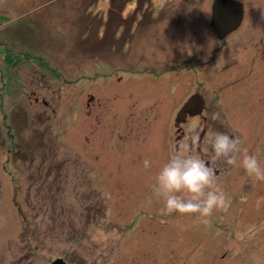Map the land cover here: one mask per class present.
I'll use <instances>...</instances> for the list:
<instances>
[{
    "label": "rangeland",
    "instance_id": "obj_1",
    "mask_svg": "<svg viewBox=\"0 0 264 264\" xmlns=\"http://www.w3.org/2000/svg\"><path fill=\"white\" fill-rule=\"evenodd\" d=\"M237 1L243 27L221 43L213 0H0V264H264V179L242 152L232 165L211 150L228 132L264 165V0ZM155 38L169 55L190 47L201 83L190 68L180 94L176 71L165 88L142 80L153 93L125 88L130 53ZM196 88L220 118L199 152L181 137L199 118L175 122ZM176 145L218 171L226 200L206 219L152 195Z\"/></svg>",
    "mask_w": 264,
    "mask_h": 264
},
{
    "label": "clouds",
    "instance_id": "obj_2",
    "mask_svg": "<svg viewBox=\"0 0 264 264\" xmlns=\"http://www.w3.org/2000/svg\"><path fill=\"white\" fill-rule=\"evenodd\" d=\"M211 149L216 158L224 157L232 165L242 152L240 164L245 171L256 179H264V165L255 152L240 147L239 137L217 131L211 137ZM151 189L153 197L162 201L161 211L197 214L205 219L226 200L213 169L194 151L171 152L156 173Z\"/></svg>",
    "mask_w": 264,
    "mask_h": 264
},
{
    "label": "flooded vegetation",
    "instance_id": "obj_3",
    "mask_svg": "<svg viewBox=\"0 0 264 264\" xmlns=\"http://www.w3.org/2000/svg\"><path fill=\"white\" fill-rule=\"evenodd\" d=\"M214 2V0H213ZM213 2L212 4L210 5V15H211V18H210V28L213 32V34L216 36L217 40L220 41L221 43H224L225 40L230 37L231 35H233L234 33L238 32L240 29H242L243 27V23H244V18H245V15H246V6L245 4H243V19H242V22L240 24V26L238 28H236L235 30H233L232 32H230L229 34H227L225 37L223 38H220L216 35L215 33V30L212 26V18H213ZM147 8V7H146ZM151 9H153V7H151ZM131 12V11H130ZM150 12V11H149ZM170 14L173 13L172 10L169 11ZM177 13L180 14V12L177 11ZM167 17V16H166ZM164 17V19L166 18ZM154 19V18H153ZM177 19H184L182 18V15L180 14ZM133 33V30L131 31ZM153 37L157 36V34H160L162 35V32H153ZM209 41H211V38L209 39ZM155 42L153 41V45L156 44V47H158L159 45V49L158 51L156 50L157 48L156 47H153L154 49H152V54H148V53H142L143 54V57L138 56L136 52H132L130 53V56L128 58V61L126 64V68H128V71L130 72V78H129V81H128V86L126 85L125 88L129 87L132 91L135 90L136 88H139V90H141V92L143 91H150V92H146V93H153L152 92V87H153V84L149 85L147 83H144L142 80H145L147 81L146 78H148V76H152L154 77L155 80V83L157 84L158 86V83H163L162 84V87H166V81H167V78H168V75L169 73H173L174 71H176V73L174 74L173 78H177V82L175 86V90L172 89V92H177V93H183V90L185 89L184 88V85H182V77L179 76L181 74L182 71H189L188 69H192L193 73L192 75H194V77L196 78V84L198 83H201L199 81V75L200 74H203V67L201 64H199V62H196L194 61V63H191L190 65L191 66H187V64H185V62L187 61H190V59L194 60L197 58V54H192V52L190 50V47H187V50H186V54L185 56L183 57H177L175 55H169L166 53V46L168 45L167 43H165V40H162V42H160V39L159 38H155ZM146 43V42H145ZM146 47V45H145ZM145 47H144V50H145ZM154 50V51H153ZM161 51V53H160ZM203 51V50H201ZM179 52V51H178ZM190 53V54H188ZM203 52H201L202 54ZM167 56H170L169 58ZM181 62V65L179 66V71H177V69L173 68L175 65L178 66V63ZM183 65V66H182ZM117 69V68H116ZM127 70V69H126ZM138 80H140V82H136ZM159 82H158V81ZM132 83V84H131ZM135 83V85H134ZM123 88V90L125 89ZM197 89V88H196ZM199 93H202L199 91V88L197 90L194 91V94H191L189 95V97H187L186 101L185 102H182L179 107H180V110L179 112L177 113L176 115V118H175V122L176 124H180V123H183V122H188L189 120H192V119H197L199 118V121L202 125H204L202 127V130L201 132L198 134V132H195V133H182L181 134V137L183 139H186L185 137L189 136L188 138H190V140L192 141V143H194L195 145V149L197 150V152H199L200 149H202L203 146H205V138H206V135L207 133L209 132L210 130V127L209 125H211L212 123H215V119H220V118H214L212 116V112H211V109L215 107V105H213L214 103L213 102H208L206 101V99L204 98L203 95L199 94ZM194 97H198V102L194 103V105L192 106L191 108V111H187L182 117L181 119L178 121V117H179V114L181 113L183 107ZM144 98H142V100L140 102H138L140 105L139 107L140 108H146V107H151L152 104L148 103L149 105H147V100H143ZM201 101V102H200ZM123 104H127L128 101L127 100H124L122 101ZM146 104V105H144ZM154 104V103H153ZM129 105V104H128ZM208 112V113H207ZM207 113V115L205 114ZM193 135H196V137L194 138ZM198 136V137H197ZM182 139V140H183ZM176 149L178 150V145H176ZM212 150V149H211ZM204 157L203 155L201 156V158ZM206 157V155H205ZM205 163L208 165V166H211V162L208 160V159H205L204 160ZM214 172H218L215 168L213 169Z\"/></svg>",
    "mask_w": 264,
    "mask_h": 264
},
{
    "label": "water",
    "instance_id": "obj_4",
    "mask_svg": "<svg viewBox=\"0 0 264 264\" xmlns=\"http://www.w3.org/2000/svg\"><path fill=\"white\" fill-rule=\"evenodd\" d=\"M243 19V4L237 0H214L212 26L218 37L223 38L236 28ZM198 102V97L192 98L182 109L178 121L187 112L191 111L194 103ZM201 102V101H200ZM52 264H69L62 259H57Z\"/></svg>",
    "mask_w": 264,
    "mask_h": 264
}]
</instances>
